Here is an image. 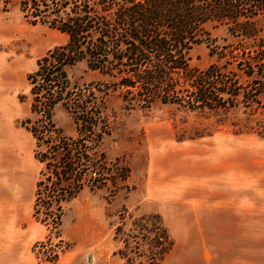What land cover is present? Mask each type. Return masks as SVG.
Here are the masks:
<instances>
[{
  "label": "rangeland",
  "instance_id": "1",
  "mask_svg": "<svg viewBox=\"0 0 264 264\" xmlns=\"http://www.w3.org/2000/svg\"><path fill=\"white\" fill-rule=\"evenodd\" d=\"M19 2H0V264H139L135 247L147 253L149 245L132 222L143 215H158L173 242L161 264H264V95L253 115H205L160 103L127 111L111 93L112 132L102 148L109 162L130 169L125 186L115 195L84 191L57 228L32 217L41 165L21 125L33 119L26 75L66 37L29 25ZM206 30L224 43V28ZM189 58L198 69L215 60L204 40ZM69 76L79 86L103 79L82 65ZM52 119L74 135L60 105ZM121 224L125 235L116 233Z\"/></svg>",
  "mask_w": 264,
  "mask_h": 264
},
{
  "label": "trees",
  "instance_id": "2",
  "mask_svg": "<svg viewBox=\"0 0 264 264\" xmlns=\"http://www.w3.org/2000/svg\"><path fill=\"white\" fill-rule=\"evenodd\" d=\"M19 9L29 25L66 37L26 75L33 119L21 125L41 165L32 217L42 224L57 228L65 206L84 191L115 195L128 181L130 169L109 162L102 148L112 132L111 93L127 111L157 103L205 115L236 109L253 115L262 108L264 0H20ZM209 25L225 29L223 44L216 45ZM203 40L215 60L204 69L191 67L189 51ZM79 65L103 79L72 82L69 70ZM58 105L71 120L72 136L53 122ZM132 225L149 245L147 253L135 247L139 264H161L173 242L160 217L143 215ZM123 226L116 233L125 235Z\"/></svg>",
  "mask_w": 264,
  "mask_h": 264
}]
</instances>
